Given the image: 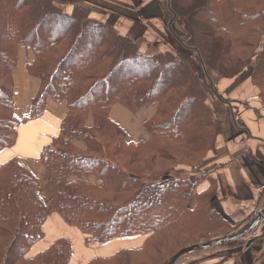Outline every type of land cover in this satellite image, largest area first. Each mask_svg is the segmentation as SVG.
<instances>
[{
	"label": "trees",
	"instance_id": "16d2710c",
	"mask_svg": "<svg viewBox=\"0 0 264 264\" xmlns=\"http://www.w3.org/2000/svg\"><path fill=\"white\" fill-rule=\"evenodd\" d=\"M201 1L195 18L209 27L207 39L219 41L215 67L192 22L175 8L199 0H170L186 32L176 40L188 57L173 42L171 49L159 51L157 41L121 34L85 4L74 3L69 11L72 0L62 9L56 0H0V150L16 143L19 123L41 116L48 99L68 106L60 134L39 157L52 177L48 201L38 192L37 176L17 158L0 166V264H70L73 249L65 237L28 255L53 211L77 226L87 242L147 236L140 247L87 264H167L187 246L251 224L255 213L239 228L241 222L232 223L213 208L218 183L209 170L215 167L211 160L221 126L207 103L213 89L201 59L209 75L219 72L233 84L249 72L264 102V0ZM167 15L171 18L168 8ZM20 45L30 47L28 71L41 79L30 114L22 119L13 101ZM115 103L134 113L156 103L155 113L143 122L151 137L128 141L127 131L109 115ZM205 178L210 185L199 192Z\"/></svg>",
	"mask_w": 264,
	"mask_h": 264
},
{
	"label": "crops",
	"instance_id": "0c3cea01",
	"mask_svg": "<svg viewBox=\"0 0 264 264\" xmlns=\"http://www.w3.org/2000/svg\"><path fill=\"white\" fill-rule=\"evenodd\" d=\"M162 1L113 0V5H108L109 9L105 11H98L102 7L95 9L85 5L95 10L98 19L113 22L121 34L134 38L143 37L149 42L157 41L162 48L160 51H165L171 49L167 38L176 39V34L184 38L186 32L177 16H174L176 12L170 0H166V7L173 13L171 20L168 19L167 8ZM121 2L125 4V9L119 11ZM74 3L77 2L72 0L66 5L69 11ZM18 52V63L13 70V101L15 114L22 119L30 114L32 100L41 87V79L28 71L27 64L33 55L30 47L20 45ZM218 83L223 87L228 85L226 91L235 85L234 80L228 78H221ZM236 85L240 91L244 85L249 89L255 87L251 77ZM239 89L232 97L228 96L229 99L218 97L220 104L216 106V118L221 124V133L217 139L216 154L211 160L215 167L209 171L210 177H214L218 183L212 204L219 205L213 208L232 223L241 222L239 228H242L252 213L256 214L264 207V111L251 105L248 98L240 95ZM156 106L153 103L134 113L124 105L115 103L111 106L109 115L127 131L128 141L138 142L151 137L143 122L155 113ZM67 113L66 101L48 99L46 110L41 116L19 123L16 143L0 150V166L17 158L37 176L38 192L44 201L52 196V178L39 157L53 138L60 134L61 124ZM92 123L93 118L90 117L87 124ZM77 145L83 146L80 142ZM260 157H263L262 161L258 160ZM209 185V180L205 178L198 184V191L207 189ZM195 203L196 199H193L191 206ZM43 230V237L31 247L28 255L34 256L47 249L56 239L65 237L71 241L73 249L70 264H87L95 257H108L125 248L140 247L147 237L133 235L103 243L87 242L86 235L77 226L69 224L57 211L47 215ZM175 264H264V219L246 238L192 250L182 255Z\"/></svg>",
	"mask_w": 264,
	"mask_h": 264
},
{
	"label": "rangeland",
	"instance_id": "374dc122",
	"mask_svg": "<svg viewBox=\"0 0 264 264\" xmlns=\"http://www.w3.org/2000/svg\"><path fill=\"white\" fill-rule=\"evenodd\" d=\"M68 0H56V2H58V4L60 5L61 4V9L62 7H65V3L67 2ZM78 4H87V5H90L92 7H94L95 9H102L101 10H98V11H105L106 9H109V6L113 5V0H75ZM203 1L199 0V2H197L196 4H194L193 6L189 7V8H182L181 6H179L177 3L175 4V8L177 9V11H179L181 14L185 15L187 18H189L190 22H192L193 26L195 27V31L196 33L198 34L199 36V45L201 46L202 50H203V53L205 54L206 58H207V61L209 63H211V65H213L215 67V65L218 63L216 62L217 59H218V55H215V50H216V47L218 45V42L217 40H210L209 38L207 39V37L205 36V33L207 31H209V27L201 20H197L195 18L196 14H195V11L196 9L198 8V6L200 4H202ZM58 5V6H59ZM109 5V6H108ZM125 5L124 3L121 2V8L119 9V11H121V9H125ZM194 10V11H193ZM176 15V14H175ZM177 16V15H176ZM139 17V16H138ZM173 17V13L171 15V18ZM141 19V17H139ZM175 18V17H174ZM169 20H171L170 18H168ZM148 21V20H147ZM167 41L170 43L173 42V44L177 47V49H179L182 53H184V55H186L188 57L189 55V52L188 51H183L184 50V47L183 45L179 44V42H177V40L175 38H167ZM170 43V44H171ZM159 51L160 49H162L160 46H159ZM188 54V55H187ZM214 56V57H213ZM32 59H33V55H32ZM237 68H241L240 66H237ZM236 68V69H237ZM251 69H255V62L252 64V67ZM207 71V70H206ZM240 72V70H235L234 73H238ZM208 73V72H207ZM219 73V72H218ZM218 73H215L213 70L211 71L210 70V75H209V78L210 80L209 81V84L210 85H213L215 84V87H212L213 91L209 92L208 93V104L211 106L212 108V112H213V117L214 119L216 120V122L219 123V125L221 126L219 120L216 118V106L218 104H220V101L218 99V97L216 96H220L221 94L223 95V98L229 96L232 97L233 96V93H235V91L239 88H237L236 84L237 82L245 79V78H248L249 76V72L248 73H245L243 75H240V77H238V79L236 80V84L234 86H231V88L226 91L228 88L227 86L226 87H223V86H219V83H218V80L220 79V74ZM224 73L226 75H228V72L227 71H224ZM230 73V72H229ZM233 73V72H232ZM212 76V77H211ZM239 76V74H237L235 77ZM253 83V82H252ZM254 85V84H253ZM255 86V85H254ZM227 88V89H226ZM239 93L240 95L244 96L245 98H248L250 101L249 103L253 106H255V108H258V109H262L264 111V102H262V100L260 99L259 95H260V92H259V89L255 86L253 87L252 89H249L247 87H245L244 85V88H242V91H240L239 89ZM98 92L96 93V96H97ZM221 95V96H222ZM228 98V99H229ZM226 99V98H225ZM233 105L235 106V104L233 103ZM236 110V109H235ZM91 116L88 117V119L90 118ZM185 117V116H184ZM238 122V120H237ZM234 123V121H233ZM236 123V122H235ZM182 149H178V148H175V151L180 154V151ZM181 157L184 159V157L181 155ZM186 158V157H185ZM187 159V158H186ZM185 160V159H184ZM186 161V160H185ZM20 162V161H19ZM21 163V162H20ZM22 164V163H21ZM23 165V164H22ZM172 164H169L168 166H170ZM26 167V166H25ZM185 168V167H184ZM46 169V168H45ZM187 169L189 170L190 168L187 167ZM47 171V170H46ZM48 172V171H47ZM49 173V172H48ZM50 175V173H49ZM51 176V175H50ZM52 178V177H51ZM193 201V200H192ZM214 202V201H213ZM219 205V203H216L214 204L213 203V206L217 207ZM206 239H202L200 240L199 242L201 241H205ZM161 243V242H160ZM159 243V244H160ZM132 258V257H131ZM130 258V259H131ZM135 258H132V263L135 261L134 260ZM133 264H140V263H133ZM142 264H145V263H142Z\"/></svg>",
	"mask_w": 264,
	"mask_h": 264
},
{
	"label": "water",
	"instance_id": "95a60500",
	"mask_svg": "<svg viewBox=\"0 0 264 264\" xmlns=\"http://www.w3.org/2000/svg\"><path fill=\"white\" fill-rule=\"evenodd\" d=\"M174 16H176V15L174 14ZM201 64L203 66L205 73L207 74L208 79L210 80L209 75L205 69V64H204L202 59H201ZM212 87H213V85H211V88ZM227 103L229 105L231 104L228 101H227ZM263 219H264V207L256 213L254 220L244 230H242L236 234L230 235V236H226V237H222V238H218V239L210 240V241H206V242H200L198 244L187 246V247L181 249L180 251H178L175 254V256L167 264H175L182 255H184L187 252H190L192 250L206 248V247L215 246V245H219V244H223V243H227V242L246 238L258 227V225L263 221Z\"/></svg>",
	"mask_w": 264,
	"mask_h": 264
},
{
	"label": "bare ground",
	"instance_id": "6f19581e",
	"mask_svg": "<svg viewBox=\"0 0 264 264\" xmlns=\"http://www.w3.org/2000/svg\"><path fill=\"white\" fill-rule=\"evenodd\" d=\"M23 80V79H22Z\"/></svg>",
	"mask_w": 264,
	"mask_h": 264
}]
</instances>
